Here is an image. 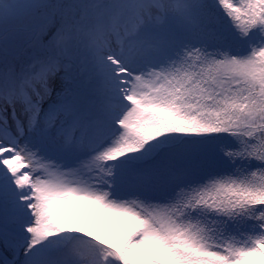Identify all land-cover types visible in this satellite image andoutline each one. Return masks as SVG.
<instances>
[{
	"label": "snow or ice",
	"instance_id": "1",
	"mask_svg": "<svg viewBox=\"0 0 264 264\" xmlns=\"http://www.w3.org/2000/svg\"><path fill=\"white\" fill-rule=\"evenodd\" d=\"M0 264H264V0H0Z\"/></svg>",
	"mask_w": 264,
	"mask_h": 264
}]
</instances>
